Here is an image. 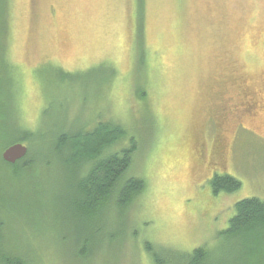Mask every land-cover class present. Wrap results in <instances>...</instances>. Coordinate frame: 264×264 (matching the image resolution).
Instances as JSON below:
<instances>
[{"label":"rangeland","instance_id":"obj_1","mask_svg":"<svg viewBox=\"0 0 264 264\" xmlns=\"http://www.w3.org/2000/svg\"><path fill=\"white\" fill-rule=\"evenodd\" d=\"M2 7L0 221L15 264H158L148 243L175 255L207 246L215 264H264L261 240L246 247L219 234L238 200H264V0ZM112 119L136 141L126 176L147 187L127 209L86 220L71 205L81 169L52 151L51 136ZM19 139L33 163L4 160ZM216 174L241 187L215 195Z\"/></svg>","mask_w":264,"mask_h":264},{"label":"trees","instance_id":"obj_2","mask_svg":"<svg viewBox=\"0 0 264 264\" xmlns=\"http://www.w3.org/2000/svg\"><path fill=\"white\" fill-rule=\"evenodd\" d=\"M4 8H0V31H3L1 25L4 22ZM138 94L142 95L140 92ZM253 101L255 104V100ZM129 135L124 123L112 119L99 121L90 131L78 129L51 136L52 151L64 156L62 159L66 164L81 169V175H77L76 181L72 184L74 195L71 196V205L82 218L89 220L101 209L114 208L123 211L144 194L147 187L146 180L141 177L126 176L137 149L134 137ZM29 139L30 142L34 141L32 134ZM21 140L14 142L23 143ZM122 141H125V145L120 147ZM115 145L119 146L117 150H114ZM32 155L29 152L19 161L24 163L26 158L31 159ZM31 161L33 163V159ZM211 187L215 195L230 194L241 187V182L230 174H216L211 180ZM234 210L235 214L230 218L228 227L219 234L231 241H241L246 247H254L250 243L261 240L259 242L261 246L264 243V200L258 197L242 198L235 203ZM2 241L3 222L0 221V264H15V257L8 255L2 249ZM146 248L158 264H215L216 262H213L212 253L207 246H198L191 252L183 251L178 255L168 252L169 249L155 248L151 243H148Z\"/></svg>","mask_w":264,"mask_h":264},{"label":"water","instance_id":"obj_3","mask_svg":"<svg viewBox=\"0 0 264 264\" xmlns=\"http://www.w3.org/2000/svg\"><path fill=\"white\" fill-rule=\"evenodd\" d=\"M28 153V147L23 143H16L9 146L3 153L5 161L15 163L16 161L24 158Z\"/></svg>","mask_w":264,"mask_h":264}]
</instances>
